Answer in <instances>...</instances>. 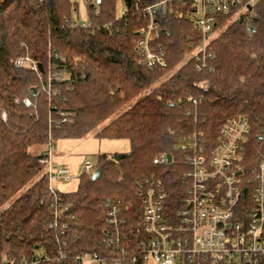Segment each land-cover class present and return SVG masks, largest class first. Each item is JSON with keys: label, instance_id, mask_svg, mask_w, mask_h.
I'll return each mask as SVG.
<instances>
[{"label": "trees", "instance_id": "trees-1", "mask_svg": "<svg viewBox=\"0 0 264 264\" xmlns=\"http://www.w3.org/2000/svg\"><path fill=\"white\" fill-rule=\"evenodd\" d=\"M119 4L124 17L117 15ZM148 7L161 31L150 47L162 49L166 66L147 67L137 50L139 32L150 21ZM235 8L216 15L219 29ZM88 9L94 28L84 30L70 25L77 11L71 0H0V264L29 263L43 254L52 259L40 264H76L85 253L112 264L115 248L104 243L106 201L130 207L120 231L135 246L140 182L161 181L173 207L184 196V136L200 133L210 148L228 122L243 117L250 134L241 167L248 175L264 162V0L226 23L207 47L202 70L193 55L203 39L191 14L195 7L181 0H88ZM23 57L38 71L17 67ZM92 133L128 141L130 152L120 160L118 153L102 156L99 177L83 173L77 191L55 190L68 210L52 228L53 194L39 160L56 140ZM162 154L173 161L155 165Z\"/></svg>", "mask_w": 264, "mask_h": 264}, {"label": "built area", "instance_id": "built-area-1", "mask_svg": "<svg viewBox=\"0 0 264 264\" xmlns=\"http://www.w3.org/2000/svg\"><path fill=\"white\" fill-rule=\"evenodd\" d=\"M181 1L196 8L191 14L203 39L193 55L197 70H202L207 67V47L219 29L216 15L231 13L232 6H236L230 18L234 22L243 18L257 0ZM147 12L150 21L139 32L137 50L147 67L166 66L162 49L156 53L150 47V42L161 35L154 19L156 11L148 7ZM121 15L126 16V12ZM70 25L84 30L94 28L90 20H73ZM15 65L38 71V65L28 57L17 59ZM47 92L51 95L50 88ZM24 104L30 106L31 101L26 99ZM249 134V123L242 117L228 122L218 142L210 148L203 146L200 133L184 136L179 143L187 167L184 196L173 207L161 181L145 178L140 182L141 233L133 245L135 248L120 231L130 207L120 199L107 200L108 228L104 231V243L115 248L116 256L109 258L112 264H264V162L253 167L248 175L241 167L242 144ZM50 149L39 164L48 173L53 194L50 206L54 209V219L50 226L58 228L61 212L67 211L68 206L62 203L51 184L53 180L69 181L70 176L66 168L54 165ZM153 162L159 166L171 163L168 154L156 157ZM92 169L91 163L85 165V172ZM62 228L68 229V224L63 223ZM59 258L67 256L61 254ZM51 259L49 254H43L20 264H40ZM74 260L76 264L104 263L98 254L85 253Z\"/></svg>", "mask_w": 264, "mask_h": 264}, {"label": "rangeland", "instance_id": "rangeland-1", "mask_svg": "<svg viewBox=\"0 0 264 264\" xmlns=\"http://www.w3.org/2000/svg\"><path fill=\"white\" fill-rule=\"evenodd\" d=\"M76 5L77 11L73 13V20H89L88 0H71ZM122 5L117 6V15H121ZM232 19L226 23L231 24ZM224 24L216 32V36L225 30L227 24ZM170 76H168L169 78ZM50 123H57L54 119ZM106 122L104 125H106ZM103 125V126H104ZM98 131V130H97ZM53 163L58 168H66L68 170L70 180L64 179L53 180L52 187L61 193H73L78 190L80 176L85 173V165L91 163L93 168L88 175H93L95 168L98 166L100 158L104 155L112 156L116 153L126 155L130 152L128 141L110 140L100 138L92 133L84 138H62L56 140L52 146ZM38 251H41L40 249ZM180 264V263H178Z\"/></svg>", "mask_w": 264, "mask_h": 264}, {"label": "water", "instance_id": "water-1", "mask_svg": "<svg viewBox=\"0 0 264 264\" xmlns=\"http://www.w3.org/2000/svg\"><path fill=\"white\" fill-rule=\"evenodd\" d=\"M242 19V18H241ZM39 68H40V70L42 71V66L41 65H39ZM31 92H33L34 94H35V90L34 89H31ZM124 156L123 155H121V156H119L118 158H117V160H120V159H122ZM171 159H172V156L169 154L168 155V160H169V162L171 161ZM99 175H100V170H96L95 172H94V174L92 175V179L93 180H96L98 177H99Z\"/></svg>", "mask_w": 264, "mask_h": 264}]
</instances>
